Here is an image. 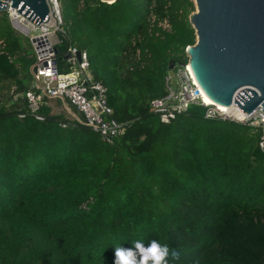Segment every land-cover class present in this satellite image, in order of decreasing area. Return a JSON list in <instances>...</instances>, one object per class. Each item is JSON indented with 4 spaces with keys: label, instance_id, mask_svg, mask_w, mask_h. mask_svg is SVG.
Instances as JSON below:
<instances>
[{
    "label": "trees",
    "instance_id": "1",
    "mask_svg": "<svg viewBox=\"0 0 264 264\" xmlns=\"http://www.w3.org/2000/svg\"><path fill=\"white\" fill-rule=\"evenodd\" d=\"M60 2L59 70L86 49L124 131L109 142L48 103L31 113L37 52L0 10V264H114L137 239L178 250L174 264H264L260 127L196 103L163 122L150 103L196 42L195 1Z\"/></svg>",
    "mask_w": 264,
    "mask_h": 264
},
{
    "label": "built area",
    "instance_id": "2",
    "mask_svg": "<svg viewBox=\"0 0 264 264\" xmlns=\"http://www.w3.org/2000/svg\"><path fill=\"white\" fill-rule=\"evenodd\" d=\"M49 18L42 23L29 20L16 8L8 7L13 26L28 36L37 52V72L32 65L31 87L21 94L27 101L29 111L43 118L40 110L50 98H59L75 106L83 116L74 117L98 131L102 138L112 142L124 131V124L113 116V108L108 104L107 87L97 80L91 70V63L86 49L70 45L66 58L68 71L61 72L56 61L57 44L60 33L64 32L60 0H48ZM169 26L167 20L161 22ZM37 30V32H33ZM186 47L187 61L175 62L167 71L164 82L166 92L151 99V106L163 122H169L180 113L188 110L192 104H202L208 118L233 119L244 124L260 127L259 145L264 144V109L259 104L253 111L244 110L236 102L226 107L219 103L207 101L206 92L198 82L189 62L190 54ZM79 52V54H78ZM18 95H15L17 98ZM25 113H21L23 116ZM264 151V147H261Z\"/></svg>",
    "mask_w": 264,
    "mask_h": 264
},
{
    "label": "water",
    "instance_id": "3",
    "mask_svg": "<svg viewBox=\"0 0 264 264\" xmlns=\"http://www.w3.org/2000/svg\"><path fill=\"white\" fill-rule=\"evenodd\" d=\"M194 1L197 39L187 51L198 82L223 107L234 101L249 112L264 109V0ZM9 6L37 24L49 18L48 0H0V10Z\"/></svg>",
    "mask_w": 264,
    "mask_h": 264
},
{
    "label": "clouds",
    "instance_id": "4",
    "mask_svg": "<svg viewBox=\"0 0 264 264\" xmlns=\"http://www.w3.org/2000/svg\"><path fill=\"white\" fill-rule=\"evenodd\" d=\"M131 243L132 247H115L114 264H174L180 259L178 250L156 239L148 243L137 239Z\"/></svg>",
    "mask_w": 264,
    "mask_h": 264
},
{
    "label": "crops",
    "instance_id": "5",
    "mask_svg": "<svg viewBox=\"0 0 264 264\" xmlns=\"http://www.w3.org/2000/svg\"><path fill=\"white\" fill-rule=\"evenodd\" d=\"M52 100H55L54 104H53ZM48 104L51 105L52 109L63 108L64 111L67 114H69L71 117H74L77 114L75 108L68 101H65V100H62L59 98H50V99H48ZM59 106H61V107H59ZM59 111H61V110H57L56 112H59Z\"/></svg>",
    "mask_w": 264,
    "mask_h": 264
},
{
    "label": "rangeland",
    "instance_id": "6",
    "mask_svg": "<svg viewBox=\"0 0 264 264\" xmlns=\"http://www.w3.org/2000/svg\"><path fill=\"white\" fill-rule=\"evenodd\" d=\"M33 32H37V30H33ZM52 102H53V104L55 103V100H52ZM57 107V106H56ZM59 107H61V106H59ZM55 112L57 111V110H61V111H64V109L63 108H59V109H57V108H55V109H53Z\"/></svg>",
    "mask_w": 264,
    "mask_h": 264
},
{
    "label": "bare ground",
    "instance_id": "7",
    "mask_svg": "<svg viewBox=\"0 0 264 264\" xmlns=\"http://www.w3.org/2000/svg\"><path fill=\"white\" fill-rule=\"evenodd\" d=\"M206 99H207V101H213V100L211 99V97H209L208 95H206Z\"/></svg>",
    "mask_w": 264,
    "mask_h": 264
}]
</instances>
